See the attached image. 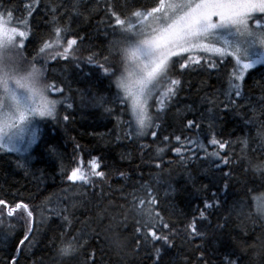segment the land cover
<instances>
[{
  "label": "trees",
  "instance_id": "16d2710c",
  "mask_svg": "<svg viewBox=\"0 0 264 264\" xmlns=\"http://www.w3.org/2000/svg\"><path fill=\"white\" fill-rule=\"evenodd\" d=\"M119 2L123 4L124 0ZM29 3L31 0H0L3 8L19 9L14 11L17 17L24 14L23 9ZM142 3H147V0H142ZM104 7L105 0H42L33 16L32 31L35 36L26 55L31 59L39 48L42 37L49 31L53 14L62 27L68 28L66 39L77 35L85 37L78 53L81 58H86L92 52L108 55L107 49L115 37L106 38L104 35L106 24L101 21L108 19ZM111 60L119 66L118 56L113 55ZM47 68V81L62 87L67 97L64 103L58 105L56 118L42 122L40 140L28 154L20 156L0 149V199L11 204L27 203L32 208L43 205V215L47 217L35 225L38 230L33 234V243L19 256V264H83L80 256L61 258L56 255V249L60 246L58 236L64 230V220L59 213L64 208H68L72 214L70 219L74 233L83 227L103 235L106 225L124 221L127 217L126 227L122 225L119 229L126 247L119 254L102 240H91L87 251H96L97 264H153L149 253H154V247L160 245L136 249L135 241L131 239L134 213L129 203L131 197L127 196L133 189L119 191L130 183L119 173L131 176L133 180L143 174L146 181L151 179L158 188L162 202L159 210L166 218L170 217L177 230L173 246L162 249L161 264H205V261L207 264H224L229 253H233L230 258L237 264H264V252L260 249L264 242V220L238 217L235 212L230 215L233 205H239L245 198L246 190L253 186L254 180L258 182L259 177L251 172L245 174L242 165L232 169V178L227 181L229 187L225 189L222 172L229 171L228 167L218 170L215 158L181 164L170 150L180 146L174 140L175 135H181L182 142H186L184 137H188L206 143L210 138L209 125L212 123L216 125L213 131L221 132L222 139L234 142L237 155L245 147L240 143L243 139H248L252 148L259 145L264 135V111H261L264 108L261 102L264 87L258 82H262L264 77V64L257 65V70L246 77L245 94L252 98V103H245L239 115L223 110V103L219 102L224 100V96L218 91L222 85L215 74L210 76L203 70H189L182 74L177 65L175 77L181 79L182 87L178 101L157 121L162 124V129L158 131L156 139L150 135L136 136L133 129L119 122L118 112L111 103L106 106L114 109L112 114L106 113L103 107L82 103V97L91 99L94 95H110L109 79L101 70L91 65L77 68L76 61L50 62ZM115 90L113 84L111 92ZM68 104L72 107L68 108ZM65 115L69 116L67 121L63 119ZM213 116L217 118L213 120ZM188 120L199 122L202 130H187L185 125ZM246 120L253 122L246 124ZM165 135L170 136V144L162 142ZM144 144L151 146L150 152H142L140 146ZM77 145L80 147L77 148ZM157 148L165 149L162 154L164 163L159 169L154 166L160 162L156 156ZM200 155L203 156V153ZM93 157L101 158V170L108 173L107 183L97 178L96 187H90L66 180L62 170L70 172L81 159L83 167L87 169L88 161ZM213 193L217 194L221 205L208 209L202 219L199 210L203 209V201L212 197ZM248 210L245 209V212ZM98 213L103 214L102 222L98 220ZM34 216L39 220V211H34ZM226 219L227 226L217 228ZM194 220L198 230L204 233L203 237L191 234L188 226ZM9 224L14 227L9 229ZM24 231L22 221L3 217L0 233L10 232V235L7 238L0 235V264H10ZM202 254L205 260L200 259Z\"/></svg>",
  "mask_w": 264,
  "mask_h": 264
},
{
  "label": "snow or ice",
  "instance_id": "6c2138e0",
  "mask_svg": "<svg viewBox=\"0 0 264 264\" xmlns=\"http://www.w3.org/2000/svg\"><path fill=\"white\" fill-rule=\"evenodd\" d=\"M41 2L31 0L24 7V14L19 17L14 15V11L19 9L9 10L0 5L3 9L0 10V149L28 152L38 139L34 118L55 119L58 105L67 99L62 87L47 81L46 72L50 62L76 61L77 68L91 65L101 70L105 78L109 79L110 95H94L91 99L82 97V103L103 107L108 114H112L114 109L106 105H115L119 122L133 129L139 137L150 135L156 139L158 131L162 129V124L157 121L178 101L182 81L175 77L177 65L182 74L189 70H203L210 76L215 74L222 85L218 91L224 96V100L219 102L223 103V110L239 115L245 103H252V98L245 94L246 77L257 70V65L264 64V0H147V3H142V0H124L123 4L119 0H105L104 12L108 19L106 22L101 21L106 24L104 35L106 38L115 37L107 49L108 55L92 52L86 58H81L78 53L85 37L77 35L66 39L68 28L62 27L53 14L49 31L44 34L39 48L29 59L26 53L35 36L32 20ZM113 55L119 57V66L112 62ZM98 56L100 59H97ZM24 61L27 62L26 71L21 67ZM258 83L264 87V77ZM113 84L115 92H111ZM53 93L61 98H50ZM208 102L212 103L210 100ZM261 102L264 103V98ZM67 107L71 108L72 105L68 104ZM122 117L127 119L121 120ZM216 118L212 117L213 120ZM63 119L67 121L69 116L65 115ZM252 122L245 121L246 124ZM215 127V123L209 125L210 138L206 143L188 137H184L186 142H182V136L175 135L174 140L180 146L170 150L181 164L190 160L215 158L218 170L228 167L229 171L222 172L225 189L229 187L227 181L232 178V169L242 165L245 174L251 172L258 176L259 181L252 182L253 186L246 190L245 198L230 209V215L235 212L238 217L264 220V135L262 142L255 148L250 147L248 139L241 140L240 143L245 147L237 155L234 142L222 139L221 132L213 131ZM185 128L202 130L196 120H188ZM162 142L170 144V136H163ZM140 147L142 152L151 151L150 145ZM209 148L212 150L209 151ZM164 152V148L156 149V156L160 158V162L154 165L157 169L164 163ZM144 154L147 155V152ZM100 159L93 157L89 160L87 169L83 167L81 159L78 166L70 172L62 170V174L67 181L73 184L79 182L81 186L96 187L97 178L107 183L108 173L101 170ZM167 163L171 164L172 161ZM119 175L130 182L119 191L133 189L127 193L131 197L129 203L135 221L131 239L135 241L136 249L159 244L160 247H154V253H149V259L153 260V264H161L162 249L173 246L177 230L170 217L166 218L159 210L162 202L158 188L151 179L146 181L143 174L136 180L124 173ZM101 193L104 194L103 188ZM220 205L217 194L213 193L212 197L203 201L200 217L204 219L208 209ZM245 209L249 210L245 212ZM34 211H39V220L34 216ZM59 214L64 220V230L58 236V257L80 256L83 264H97L96 251H87L93 239L102 240L117 254L126 247L120 238L119 229L122 225L126 227L127 217L124 221L110 222L101 235L94 229L89 231L83 227L74 233L70 219L72 214L68 208L62 209ZM5 216L22 221L25 226L23 238L15 249L16 255L10 261V264H19V256L33 243V234L38 230L35 225L47 217L43 215V205L32 208L27 203L11 204L0 199V223H3ZM97 216L102 222L103 214L98 213ZM227 222L226 219L217 228L224 229ZM13 227L8 225L9 229ZM188 227L191 234L204 236L195 220ZM0 235L7 238L10 232ZM231 255L233 253L225 257L224 264H237L230 258ZM200 259L205 260L203 254Z\"/></svg>",
  "mask_w": 264,
  "mask_h": 264
},
{
  "label": "rangeland",
  "instance_id": "374dc122",
  "mask_svg": "<svg viewBox=\"0 0 264 264\" xmlns=\"http://www.w3.org/2000/svg\"><path fill=\"white\" fill-rule=\"evenodd\" d=\"M50 98L59 99L60 97L57 94L53 93V94H51ZM50 118L51 117H45V118L36 117V118H34L33 124L38 129V139L32 145V147L28 150V152H26V153L25 152H21V153L13 152V153H16L17 155H20V156L28 154L32 150V148L35 146V144H37L39 142V140H40V132H41V124H42V122L44 120L50 119ZM1 150H4V149H1ZM4 151H6V150H4Z\"/></svg>",
  "mask_w": 264,
  "mask_h": 264
},
{
  "label": "clouds",
  "instance_id": "9594fccd",
  "mask_svg": "<svg viewBox=\"0 0 264 264\" xmlns=\"http://www.w3.org/2000/svg\"><path fill=\"white\" fill-rule=\"evenodd\" d=\"M21 67H22V70L26 71L27 70V62L26 61L22 62ZM260 249L262 252H264V242L261 243Z\"/></svg>",
  "mask_w": 264,
  "mask_h": 264
}]
</instances>
